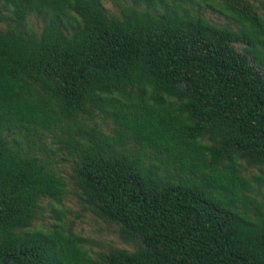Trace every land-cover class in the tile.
<instances>
[{
    "label": "trees",
    "instance_id": "16d2710c",
    "mask_svg": "<svg viewBox=\"0 0 264 264\" xmlns=\"http://www.w3.org/2000/svg\"><path fill=\"white\" fill-rule=\"evenodd\" d=\"M109 1L0 0V264H264V0Z\"/></svg>",
    "mask_w": 264,
    "mask_h": 264
},
{
    "label": "rangeland",
    "instance_id": "374dc122",
    "mask_svg": "<svg viewBox=\"0 0 264 264\" xmlns=\"http://www.w3.org/2000/svg\"><path fill=\"white\" fill-rule=\"evenodd\" d=\"M102 1L107 9L115 12V9L112 7L109 0ZM206 16L215 22H225L223 19H218L217 16L211 13H206ZM30 24L35 27L41 25L34 17L31 18ZM54 159L60 171L67 178L70 174V163L62 155H56L54 156ZM43 205L45 208L40 214L39 219L34 223L38 228H45L53 222L52 207L49 206L46 201L43 202ZM54 208L63 212V218L68 227H70L73 232L83 237L85 240V247L92 253L113 247L129 250L132 249L129 245L120 240L115 226L104 223L83 206L77 193L72 192L62 205L54 204Z\"/></svg>",
    "mask_w": 264,
    "mask_h": 264
}]
</instances>
